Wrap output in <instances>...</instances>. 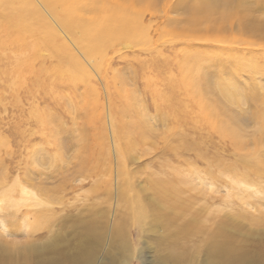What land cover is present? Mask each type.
<instances>
[{
	"label": "rangeland",
	"instance_id": "1",
	"mask_svg": "<svg viewBox=\"0 0 264 264\" xmlns=\"http://www.w3.org/2000/svg\"><path fill=\"white\" fill-rule=\"evenodd\" d=\"M69 1L78 2H61ZM114 1L108 2L121 14L129 11L131 33L122 24L103 36H73L44 0H14L24 13L31 3L38 6L28 23L62 59L46 47L36 51V36L26 45L0 46V264H264V146L261 157L241 159L188 95L174 85L172 93H179L168 95L169 83L181 78L184 48L218 44L194 37L237 34L240 24L192 28L184 22V0ZM60 9L75 13L73 4ZM254 12L264 21V6ZM258 61L264 66L263 57ZM249 76H239L241 88ZM173 99L175 111L168 106ZM215 99L228 111L218 110L217 121L238 119L248 135L255 132L251 101ZM157 129L168 131L179 149L167 150L169 135ZM166 177H174L181 192L163 199L150 184ZM141 202L158 204L141 208ZM64 234L69 237L60 238Z\"/></svg>",
	"mask_w": 264,
	"mask_h": 264
},
{
	"label": "bare ground",
	"instance_id": "2",
	"mask_svg": "<svg viewBox=\"0 0 264 264\" xmlns=\"http://www.w3.org/2000/svg\"><path fill=\"white\" fill-rule=\"evenodd\" d=\"M30 1L32 2L33 0ZM61 1L62 0H44L43 3H45L48 9H50L55 14L57 19L60 20L62 24L65 26V29L68 30L73 36L76 35L77 31L79 32L82 31V33L84 34L97 33L100 36H103L107 32L111 31L116 25H122V24H124V26L122 25L124 32L131 33L132 30L131 26H127L125 24L129 18V14H130L129 11H126L127 9H125V13L121 14L120 13L121 7H118L116 3L114 4L112 2H108L110 0L107 1L78 0V2L69 1L70 3L61 2ZM117 1L119 0H116L114 2ZM125 1L127 2V0ZM128 1L129 2L127 3L133 1L132 4L135 3L138 4L139 2H143V4H145L146 6L148 5V3H150V2H146L148 0H128ZM151 1L152 2L156 1L154 3L157 4L158 0H151ZM252 1L254 2L251 3L249 2V0H194L191 3L189 2V0H184V2H180L181 8L185 11L184 14L186 15L184 17V22L190 27L192 26V28L194 27L195 29L199 30L201 26H202L201 28H205V29H210L212 27L215 28V26H217L216 29L217 28L225 29L227 28V26L232 25L233 22L239 23L241 28H239L240 30L238 29L237 34L226 35L225 33L223 34L222 37L219 36L220 34L219 32H218L219 33L218 36L214 35L215 37L213 35L207 36L209 34L208 32L207 35L194 37L195 39L194 41H196L197 43H200L201 40L213 39L214 42H218V44L217 46L207 47L205 42L201 43V47H202L201 50L195 49V47L193 48L191 47V45L189 48L188 46H186L184 48V55L179 61L181 78L172 80L171 83H169V88H168L169 96L173 97V95H177L179 93L175 89L172 93L171 91V89L173 88L172 85H174L176 89H180V92L182 93L184 92L185 95H188L189 98L192 101H194L196 107L200 112V116L205 119H210L209 124L212 125L211 129L214 128L215 130L213 131H217L222 136H227L232 141L234 148L237 150V152H240V156L242 157L241 159H248V158L253 159V157H261L260 149L261 147L264 146V95L261 98L260 95H258L259 92V90L257 89L258 81L256 80L257 74H260L259 76L264 77V66L261 65L260 62L258 61V57H261V59L262 57L264 58V41L258 40L256 38L259 37L264 40V21H259V18L253 15V13H256L254 12L255 9L264 6V0H252ZM31 4L32 5L30 8L31 9L30 13L28 12L24 13L22 8L16 6L14 0H9L6 4L0 3V8H1L0 27L2 26V28H0V46L4 47L7 44L18 43V42H20L22 45H26L27 44L26 41L29 37L36 36L39 40L38 42L36 41V45L34 47L36 51H38L41 47H46L50 50L51 56H53L56 59H58V57L61 58L59 54V50L57 48L55 49V44H52V41H50L47 37L46 38L43 37V40L40 41L38 35V29L32 26L31 22L28 23V21L30 20V16H32V14L34 15L36 13V10L38 9V6L36 4L34 3ZM62 4L75 5V13H72L69 10H61L60 5ZM121 5L123 6L125 4H121ZM151 7H152V3H151ZM178 10H179V6H178ZM37 12H41V10L39 9V11ZM89 15H91V17ZM102 15L103 17H101ZM116 18H118L117 21ZM138 24H139V20L137 19V25ZM141 24L143 25V23ZM141 24H139L140 30H142V27L140 26ZM242 27L244 30H242ZM145 38L143 40L146 41ZM191 38L193 37L191 36ZM80 41L82 42L85 51L91 54L93 48L88 49L87 44H85L82 40ZM80 41L78 43L81 46ZM147 41L145 43H147ZM149 41L151 40L149 39ZM234 43L245 45V48L248 49L249 51L245 49L243 50L242 48L241 49L243 51L242 50L240 51L239 49H234L233 47ZM144 45H148V44H144ZM244 72L249 73L251 78L247 82L246 87L241 88L240 87L241 79H239V76L243 75ZM218 95L223 96L225 103L227 102L228 104L232 102L240 103L244 101L243 99L249 100L253 103L255 107L253 116L254 118H256L258 122H257V127H255V132L252 135H248L244 129H241L240 127L241 124L238 121V119L234 121L233 119L231 120V118L229 120H227V118L226 120L222 118L219 121H217V113L222 115V113L220 112L221 110L225 113V115L228 114V111L225 108L221 107V105L223 104L222 100L218 101L221 104L216 103L219 97L217 99L215 98ZM190 99H188V101ZM178 105L179 103L173 99V102L168 104L169 110L175 111ZM115 111L117 116L125 114V111L122 112V109L121 110L114 109V112ZM197 115L199 116V113H197ZM183 116L185 117V115ZM196 122H198L197 119ZM205 124H208V122H206ZM116 128L118 131H122L124 129L121 123L118 124ZM157 131L160 133L159 135H162L163 137L167 136L168 134V131L165 130L157 129ZM243 131H245L246 134ZM168 135L169 138L165 139L166 142L168 143V146H166L167 150L179 149V147H177L176 144L172 142L170 138V134ZM180 135L182 137L181 140H183V142L181 141L180 145L185 146L186 148V143H185L186 137L184 136V134H180ZM249 143L252 144V147L249 146ZM242 162H244L243 163L244 165L249 164V162L245 160H242ZM228 170L231 171L230 169ZM121 171L122 170L118 171V175L119 172ZM81 172L82 174L86 173L88 175H94V173L89 169L84 170L82 168ZM232 172L234 173V171ZM123 173L124 172H121L120 175L121 178H123ZM166 178L167 179L165 178L160 180L156 179L154 184H150L151 189L163 199H164V194L172 193L173 195H175L181 192V188L175 185L174 177L172 179L168 177ZM180 179L181 178H178V180L176 181L182 182V180ZM162 200L160 202H162ZM169 201H170L168 202L170 206L169 208L171 209L175 208L177 203L171 200ZM177 202L178 203L180 202V204L183 203L182 201H180V199L177 200ZM156 204L154 205V203H150L149 205H147V203L143 204V202H141L140 207L141 208H145L147 206L155 207ZM259 221L262 222L264 221V219L263 220L260 219ZM3 230L4 232L10 234V231H8L9 229L4 228ZM64 236L69 237L67 234H64L63 236L61 235L60 238ZM7 240L8 239H6V241Z\"/></svg>",
	"mask_w": 264,
	"mask_h": 264
}]
</instances>
